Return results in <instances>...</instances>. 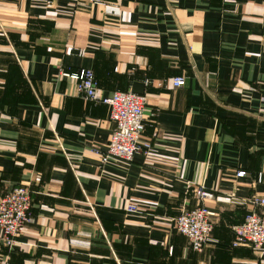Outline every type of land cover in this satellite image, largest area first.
<instances>
[{
	"label": "crops",
	"instance_id": "0c3cea01",
	"mask_svg": "<svg viewBox=\"0 0 264 264\" xmlns=\"http://www.w3.org/2000/svg\"><path fill=\"white\" fill-rule=\"evenodd\" d=\"M80 68L98 96L145 95V151L99 162L107 105L60 74ZM16 184L30 222L0 264H264L230 244L264 211V0H0V192ZM196 185L212 192L199 251L172 227Z\"/></svg>",
	"mask_w": 264,
	"mask_h": 264
},
{
	"label": "built area",
	"instance_id": "2783aa9c",
	"mask_svg": "<svg viewBox=\"0 0 264 264\" xmlns=\"http://www.w3.org/2000/svg\"><path fill=\"white\" fill-rule=\"evenodd\" d=\"M61 75L75 79V92L84 99H97L107 105L108 118L112 122L109 140L103 152L99 153V162L108 158L129 161L137 149L146 150L148 143L141 146L137 139L143 129L142 108L145 95L133 90L114 89L110 93L98 96L96 83L89 68L76 71L60 70ZM183 82L180 76L172 77V85ZM243 170H237L242 175ZM197 199L196 205L180 211L174 216L173 230L184 235L189 247L199 251L212 230V212L203 204L204 198H210L212 192L202 185L193 188ZM253 205H264L261 197H252ZM31 199L29 189L24 184H16L0 192V244L6 247L12 245L16 237L30 222ZM126 210H135V205L127 203ZM232 238L230 244L247 245L253 248L264 246V211L251 209L242 219L231 225Z\"/></svg>",
	"mask_w": 264,
	"mask_h": 264
}]
</instances>
